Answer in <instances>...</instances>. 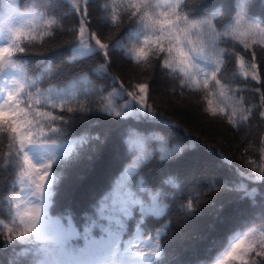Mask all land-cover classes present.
Instances as JSON below:
<instances>
[{"label":"snow or ice","instance_id":"6c2138e0","mask_svg":"<svg viewBox=\"0 0 264 264\" xmlns=\"http://www.w3.org/2000/svg\"><path fill=\"white\" fill-rule=\"evenodd\" d=\"M234 2L232 19L221 8L201 16L208 7L203 0H98L102 15L94 19L90 0H59L63 12L52 15L50 6L39 2L0 0V250L11 251L6 264H173L176 257L168 253L170 221L160 222L169 212L166 187L175 190L179 177L149 186L143 173L146 162L157 159L156 150L149 149L151 142L158 143L161 161L186 153L187 144L170 148L163 136L130 127L121 143L132 162L86 214L82 227L71 216L53 215L50 209L63 170L85 156L91 158L107 139L87 128L75 129L78 119L99 113L109 124L130 119L152 127L171 124L151 102L146 69L169 77L173 94L200 95L210 116L226 117L238 132L248 129V142L252 121L258 120L257 127L264 124V73L257 63L258 51L264 52V18H248L249 0ZM69 15L74 22L65 28L61 21ZM218 16L230 22L213 23ZM105 30H116V35L109 38ZM61 33L72 36L67 42L71 55L63 62L70 68L67 77L47 71L30 75L33 49L55 52L46 45ZM116 62L149 79L129 90L125 77L113 74ZM250 80L260 85L251 89L258 97L255 103L244 96ZM114 96L124 103L113 104ZM258 143L262 155L257 159H264V133ZM248 163L251 171L234 170L235 182H208L212 196L205 203L213 209L217 198L229 194L240 204L223 217L231 234L212 241L206 264H264V199L258 202L257 188H250L264 184V164ZM179 208L186 218L202 214L191 199ZM153 219L154 230L146 234L143 229Z\"/></svg>","mask_w":264,"mask_h":264},{"label":"trees","instance_id":"16d2710c","mask_svg":"<svg viewBox=\"0 0 264 264\" xmlns=\"http://www.w3.org/2000/svg\"><path fill=\"white\" fill-rule=\"evenodd\" d=\"M37 2L50 6V15L63 12L59 6V0H32L33 4ZM99 3H103V0H99ZM203 3L208 7L200 13L201 16H211L214 8H221L225 9L232 19L235 18L234 0H232L231 7H228L229 0H203ZM97 8L98 0H90L89 11L94 19L102 15ZM248 18L258 22L264 18V0H249ZM73 22L72 16L69 15L61 21V24L66 28L70 27ZM217 22L226 24L230 20L218 16L213 23ZM104 35L110 38L116 35V30H105ZM71 39L70 34L61 33L52 44L46 45V48H56L55 52H48L40 48L33 49L29 56V74L35 77L42 71H47L56 73L59 78L67 77L70 68L63 62L71 55V51L67 47V42ZM61 45L63 48L57 47ZM257 63L260 72L264 73V52L258 51ZM146 71L151 75V102L156 106L159 117L171 121V124L152 127L131 119L117 124H109L107 123L109 118L99 113L89 114L92 117L89 120L78 119L74 125L75 129L87 128L93 135L99 134L102 137L106 136L107 139L91 158L85 156L74 166L63 170L59 192L53 198L54 205L50 211L53 215L71 216L73 223L77 227H82L86 214L92 212L96 202L111 190L123 169L132 162L133 157L129 154L127 146L121 143V137L125 135L126 130L130 127H137L145 132H155L168 141L170 148L183 144L189 145L186 153L161 161L158 159V143L151 142L149 149L156 150L157 159L146 162L147 166L144 167L143 174L149 180V186L162 184L169 176L179 177V186L175 190L170 186L166 187L168 192L166 203L169 204V212L160 222L162 226L163 223L170 221L171 226L167 231L173 239L168 253L170 256L176 257L173 264H177V262L178 264H206L210 256L208 249L212 241H224L231 234L229 228L221 222L223 217L230 215L240 204L239 201L232 199V194H229L217 198L216 207L213 209L205 203L212 196V193L207 191L208 182L210 180L235 182V169L252 170L253 166L248 163L249 160H256L258 164H264V159H257L262 155L258 137L264 133V124L257 127L259 122L254 119L251 129L252 137L245 143V134L248 129H245L244 132L236 131L228 124L226 117L210 116L205 111L206 101L202 100L200 95L190 93L181 95L178 91L173 94V82L169 77L159 72L153 74L149 69ZM231 73L232 69H229L226 75L230 77ZM113 74L124 76L126 87L129 90L135 83L149 79L148 75H141L121 62H116L113 65ZM96 84L99 86L98 81ZM44 86L46 87L47 84ZM87 87L91 88L92 85H87ZM246 87L249 91L244 94L245 99L249 103H255L258 97L253 95L251 89L260 87V85L255 80H250ZM112 102L113 104L124 103L123 100H117L115 96L112 97ZM98 106L94 105V107ZM212 106H217L214 99ZM245 148L248 149L247 152H245ZM251 187L258 190L256 197L258 202L264 199V184H251ZM189 199L194 202V206H199L202 209L201 215L195 218H186L181 212L179 206ZM222 204L224 208L218 219V212ZM135 216L137 219L139 218L138 210ZM132 223L135 224V220ZM154 226L155 220H149L143 231L149 234L154 230ZM3 230L0 228V231ZM3 252L4 250H0V256Z\"/></svg>","mask_w":264,"mask_h":264},{"label":"rangeland","instance_id":"374dc122","mask_svg":"<svg viewBox=\"0 0 264 264\" xmlns=\"http://www.w3.org/2000/svg\"><path fill=\"white\" fill-rule=\"evenodd\" d=\"M11 257V251H4L2 253V256H0V264H6V262L9 260V258Z\"/></svg>","mask_w":264,"mask_h":264}]
</instances>
